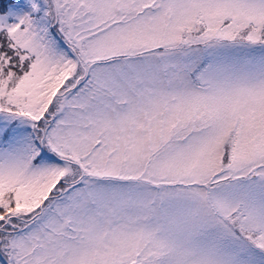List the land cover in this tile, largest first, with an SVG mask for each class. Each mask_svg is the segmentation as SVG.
<instances>
[{"label": "snow or ice", "instance_id": "6c2138e0", "mask_svg": "<svg viewBox=\"0 0 264 264\" xmlns=\"http://www.w3.org/2000/svg\"><path fill=\"white\" fill-rule=\"evenodd\" d=\"M0 264H264V0H0Z\"/></svg>", "mask_w": 264, "mask_h": 264}]
</instances>
